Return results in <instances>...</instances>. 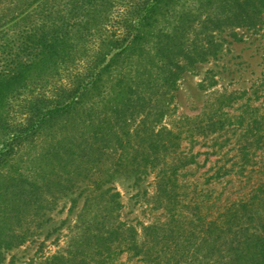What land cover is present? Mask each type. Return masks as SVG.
Instances as JSON below:
<instances>
[{"label":"trees","instance_id":"16d2710c","mask_svg":"<svg viewBox=\"0 0 264 264\" xmlns=\"http://www.w3.org/2000/svg\"><path fill=\"white\" fill-rule=\"evenodd\" d=\"M7 1L0 0V6ZM9 2L12 15L0 13V261L5 251L27 240V234L18 236L13 227L22 208L35 207L39 213L46 207L43 188L35 180L29 184L14 167L19 148L40 139L46 146L37 162L61 158L65 167H77L78 174L90 171L89 162L98 167L107 149L121 150L114 165L97 168L89 184L80 186L79 196L88 193L77 223L80 232L40 264H124L119 259L124 253L145 264H178L184 257L181 249L191 242L186 230L152 223L143 226L140 240L135 226L116 220L119 193L104 185L124 174L140 181L153 170L158 192L169 203L180 201L179 172L197 161V154L181 149L184 132H189L186 137L198 133L218 139L215 134L240 130L244 162L252 146L264 149V114L252 108L250 97L239 114L226 109L246 90L217 93L206 105L210 110L204 111V119L182 116L171 126H153L172 116L169 97L182 74L217 57L222 48L217 33L254 29L262 20L264 0ZM198 26L204 43L193 30ZM13 30L16 35L9 38ZM26 92L38 94L26 100L25 117L16 122L10 107ZM127 113L143 116L132 133L126 129ZM81 129L78 138L74 133ZM223 174L218 171L214 177ZM57 187L64 188L62 182ZM212 199L204 186L207 212L204 220L197 216L204 221V248L211 247L204 257L225 246L232 253L228 264H264V214L258 209L264 207V181L248 196L218 206V213L210 212L217 205Z\"/></svg>","mask_w":264,"mask_h":264},{"label":"rangeland","instance_id":"374dc122","mask_svg":"<svg viewBox=\"0 0 264 264\" xmlns=\"http://www.w3.org/2000/svg\"><path fill=\"white\" fill-rule=\"evenodd\" d=\"M9 1L2 3L0 13L5 12L10 17L12 13L7 10ZM200 28L198 26L193 30L198 32V39L204 43V30L200 32ZM15 35L16 31L13 30L9 38ZM217 36L222 42L221 51L209 62L199 61L182 74L171 99L169 97L172 116L154 124L156 130L163 125L171 126L172 120L182 116L201 115L204 119V111L210 110L206 105L214 101L216 94L220 92L234 91L240 95L247 91L233 106L226 107L231 114H239L249 97L252 108H258L256 112L260 116L264 114V14L254 29L234 27L218 32ZM51 88L52 86L48 88L49 94L52 93ZM32 94L38 92H26L19 99L12 101L10 114L14 121L18 122L25 117L26 100ZM125 117L130 124L126 129L132 133L143 116L140 113L135 114L133 118L129 114ZM190 125L188 124L187 128ZM122 126L123 123L120 127L123 128ZM83 131L77 130L74 134L80 138ZM118 131L122 134V129ZM186 134L189 132L182 135L181 149L197 154V161L179 172L180 201L169 203L164 195L158 192L156 172L153 170L144 174L140 181H135L133 176L117 175L111 183H106L104 188L119 193L121 206L116 212V220L135 226L140 240L144 239L143 226L152 223L162 225L166 229L171 226L178 229L180 226L186 230L191 242L181 249L184 257L178 264H228L232 253L225 246L217 253L204 257L211 250L208 245L204 248V242L201 241L204 238V221L197 217L200 215L204 220V213L207 212V208H204V186L205 190L210 189L212 198L217 203L210 212L218 213V206L229 205L234 200L248 196L260 181H264V149L255 150L252 146L248 156L250 159L244 162L239 149L243 139L239 135L240 130L215 134L218 139L212 135L204 137L195 133L194 136L186 137ZM85 135H88V132ZM249 139L251 141L253 138ZM132 141L135 143V138ZM44 146L46 143L39 139L19 148L14 167L20 170L29 184L35 180L40 190L43 188L42 199L46 207L39 213L35 207L22 208L20 219H15L17 221L13 227L18 236H22L23 232L27 234V240L5 251L0 264H40L63 250L80 230L77 223L88 193L79 196V189L89 184V180L95 176L94 170L111 167L121 154L120 148H109L101 155L98 167L93 165L94 162H89L87 168L90 171L78 174L77 167H65L61 158L45 159L43 164L37 162L36 157ZM218 171L224 174L214 177ZM41 173L44 177H41ZM60 182L64 187L60 188L61 190L57 187ZM97 205H93V211L98 209ZM258 209L264 214V207ZM219 210H222L221 207ZM90 218L91 216L87 217V220ZM221 222L222 220H216L217 224ZM119 259L124 264H145L139 257L130 253L122 254Z\"/></svg>","mask_w":264,"mask_h":264}]
</instances>
